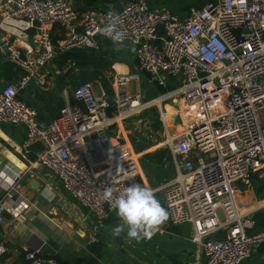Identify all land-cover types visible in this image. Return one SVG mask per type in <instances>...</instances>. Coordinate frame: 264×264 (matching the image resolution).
Returning <instances> with one entry per match:
<instances>
[{"label":"built area","instance_id":"obj_1","mask_svg":"<svg viewBox=\"0 0 264 264\" xmlns=\"http://www.w3.org/2000/svg\"><path fill=\"white\" fill-rule=\"evenodd\" d=\"M57 26L64 33L58 47L52 35ZM108 26L122 34L119 43L135 46L139 67L160 75V84L166 77L179 79L177 90L143 101L130 89L137 75L121 72L113 78L114 105L97 96L93 83H82L73 90L79 104L67 102L43 124L37 110L18 96L19 86L6 84L0 86V122L25 125V151L42 144L40 164L101 228L138 170L132 147L114 141L111 130L157 107L176 172L160 187L169 216L151 237L162 234L169 222L188 223L193 241L203 247L205 264H242L264 243V229L249 234V213L237 204L242 187L250 186L254 176L264 179V0H208L191 7L186 18L152 8L146 0H132L118 11L79 10L70 0L0 2L1 46L26 74L22 83L51 84L49 63L61 52L97 49L99 39L115 41L103 31ZM177 94L189 117L168 131L161 104ZM108 189L111 200L105 199ZM27 206L26 201L0 200V223L5 213L24 218ZM220 230L226 236L214 237ZM24 257L28 264H65L40 249Z\"/></svg>","mask_w":264,"mask_h":264},{"label":"crops","instance_id":"obj_2","mask_svg":"<svg viewBox=\"0 0 264 264\" xmlns=\"http://www.w3.org/2000/svg\"><path fill=\"white\" fill-rule=\"evenodd\" d=\"M70 1L79 10L118 11L132 0ZM146 1L152 8L168 10L180 18H186L191 7H200L208 0ZM2 35L3 31L0 28V40ZM52 35L54 44L58 47L64 38L62 28L55 27ZM72 54L104 56L111 62V68L106 71V80L91 83L97 96L113 105V78L121 72L135 73L137 78L133 82L142 80L141 83L150 94V99L176 91L181 83L177 78L166 77L164 83L160 84L158 81L160 75L143 71L137 62L136 48L129 41L123 43L114 41L110 45L106 38H103L99 39L97 49H74ZM51 62L52 65L49 63L47 67V78L51 84L41 86L36 80L22 83L25 78L24 71L8 58L0 42V86L18 85L19 92H23L20 98L25 102L29 101L37 110L38 119L43 124L55 119L67 102L72 105L79 104L73 97L72 87L57 86L60 71L54 60ZM158 85L167 90L162 93ZM161 105V110L166 115L168 131L169 128L174 131L175 124L182 117H189L184 113L186 111L183 107L184 101L178 94L165 100ZM111 106L110 113H113L114 108ZM148 110L150 111L145 110L140 115V119H126L118 124L112 129H115L116 133L111 130V134L114 141L125 142L133 149L138 170L128 182L147 184L165 206L164 190L160 187L175 176L176 169L165 144L167 132L160 119V111L157 107ZM142 119L147 121V124L142 127L141 132H135ZM128 122L134 125L133 130L128 127ZM25 137L24 124L0 122V200L15 204L22 201L28 203L23 209L24 218L5 213L4 221L0 223V245L6 247V252L0 254V264H27L24 255L30 249H40L44 255L59 258L65 264L206 263L203 247L193 241V228L188 223L169 222L162 234L140 242L129 241L126 233L120 236L113 234V228L122 222L117 212L107 218L103 227H98L92 212L75 199L49 169L40 164L38 155L39 146L42 144H34L33 152L32 149L29 152L25 151L23 148ZM102 169H98L101 174L104 171ZM237 204L241 212L249 213L245 218V229L249 234L264 229L263 178L254 176L250 186L242 187L237 194ZM213 236L224 238L226 231L220 230ZM242 264H264V243L257 244L252 256Z\"/></svg>","mask_w":264,"mask_h":264},{"label":"clouds","instance_id":"obj_3","mask_svg":"<svg viewBox=\"0 0 264 264\" xmlns=\"http://www.w3.org/2000/svg\"><path fill=\"white\" fill-rule=\"evenodd\" d=\"M103 31L118 43L121 41L122 34L114 27L108 26ZM105 199L111 200V189L106 190ZM115 209L122 222L113 228V234L126 233L129 241L136 242L151 238L153 229L169 216L155 191L147 184L134 183L126 187L115 200Z\"/></svg>","mask_w":264,"mask_h":264},{"label":"trees","instance_id":"obj_4","mask_svg":"<svg viewBox=\"0 0 264 264\" xmlns=\"http://www.w3.org/2000/svg\"><path fill=\"white\" fill-rule=\"evenodd\" d=\"M54 62L60 71L57 76V86L59 88L72 87L75 89L82 83L93 81L104 82L106 80V71L111 68V62L104 58V56L72 54V51L59 53ZM148 75L150 76V74ZM159 89L162 93L167 90L162 86H159ZM108 90L110 92V89ZM33 147L31 148V152H33ZM39 147L40 152L43 150V147Z\"/></svg>","mask_w":264,"mask_h":264},{"label":"rangeland","instance_id":"obj_5","mask_svg":"<svg viewBox=\"0 0 264 264\" xmlns=\"http://www.w3.org/2000/svg\"><path fill=\"white\" fill-rule=\"evenodd\" d=\"M141 81L142 80L133 82L130 85V89H131V91H132L133 94H137V95L139 94L141 96V98L143 99V101H147L148 99H150L149 98L150 97V94H148L147 90L143 87V84L141 83ZM147 111H150V110H146V112ZM128 121H131V120H128ZM139 124H140V126L137 127V131H135V132H141V130H143L142 127L147 124V121H145L144 119H142ZM128 127L131 128V130H133L134 125L131 124V122H128Z\"/></svg>","mask_w":264,"mask_h":264},{"label":"water","instance_id":"obj_6","mask_svg":"<svg viewBox=\"0 0 264 264\" xmlns=\"http://www.w3.org/2000/svg\"><path fill=\"white\" fill-rule=\"evenodd\" d=\"M106 41H107V43L110 44V45H112L113 42H114L111 38H106ZM57 52H60V50L57 49ZM50 65H52V62H50ZM53 74H54V72H53ZM25 75H26V74H25ZM55 81H56V77H55ZM22 93H23L22 91L19 92L18 96L20 97ZM26 103L30 105L29 101H28V102L26 101ZM112 132L115 134V133H116V130L114 129V130H112ZM32 182H33V181H32ZM16 195H17V194H16Z\"/></svg>","mask_w":264,"mask_h":264}]
</instances>
